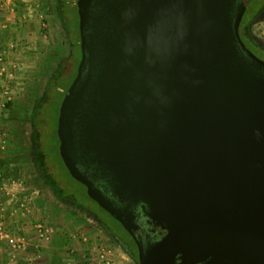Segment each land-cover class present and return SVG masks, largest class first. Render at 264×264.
Returning <instances> with one entry per match:
<instances>
[{
	"label": "water",
	"instance_id": "water-1",
	"mask_svg": "<svg viewBox=\"0 0 264 264\" xmlns=\"http://www.w3.org/2000/svg\"><path fill=\"white\" fill-rule=\"evenodd\" d=\"M250 1H78L60 155L139 264H264V62L238 34Z\"/></svg>",
	"mask_w": 264,
	"mask_h": 264
},
{
	"label": "crops",
	"instance_id": "crops-1",
	"mask_svg": "<svg viewBox=\"0 0 264 264\" xmlns=\"http://www.w3.org/2000/svg\"><path fill=\"white\" fill-rule=\"evenodd\" d=\"M46 2L0 0V226L26 242L22 251L0 243V264H37L44 260L48 248L43 244L48 234L41 239L36 226L42 224L47 233L53 230L40 192L25 176L29 171L22 148L12 143L15 136L24 134V128L13 125L23 117L7 107L10 103L16 106L26 95L31 100L32 87L50 68L53 54L61 50V36L51 31Z\"/></svg>",
	"mask_w": 264,
	"mask_h": 264
},
{
	"label": "rangeland",
	"instance_id": "rangeland-1",
	"mask_svg": "<svg viewBox=\"0 0 264 264\" xmlns=\"http://www.w3.org/2000/svg\"><path fill=\"white\" fill-rule=\"evenodd\" d=\"M46 4L51 20V31L53 35L61 36V40L62 38L65 40V45L61 47L59 52L53 54L52 63H50L52 67H47L48 69L45 70L44 76H41V80L39 82L37 80L38 85L35 88L32 87L35 90L31 100L29 98L27 100L26 95L25 98L21 97V100L23 98L24 100L16 103V106L12 103L7 106L11 110H17V116L23 117L22 119L17 118L16 123L14 122L13 125L24 128V134L15 136L12 143L22 148L20 152L23 155L24 163L27 165V171H29L26 172L25 176L28 177L27 180L30 186L40 192L46 206V216L51 220L53 229L48 232L49 241H46V245L43 244V247L48 248L45 251L47 253L44 254V257L46 256L45 261L42 260L37 264H43V262L44 264H105L98 258V251L102 249L112 251L113 264H137L128 252V246H125L124 242H121L109 232L94 215L83 211L81 207H83L86 198L79 195V190H83L82 186L75 184L73 185L74 190L72 188L69 192L66 191L67 187L65 186V192L62 194L59 191L60 194L58 195L56 184L52 181L56 180L55 183L58 184H60V181H66L68 178L66 171L54 170L53 179L48 175L49 173L41 169L43 156L52 164H54L53 162H60L57 156L59 146L55 122L59 116V103L62 101L61 92L52 91L50 102L42 110V116L47 118L48 122L47 124L44 123V127L41 128V146L38 142L39 130H36V124L33 121L37 114L36 107L47 99L46 85L48 86L58 79L61 89L64 90L74 78L75 63L73 54L75 52L71 45L76 39V33L69 25V21L74 20V15L65 13L66 16L59 17L56 11L57 0H47ZM246 27L255 42L264 46V8L254 16L249 26H244V28ZM63 57L66 58L61 61L60 58ZM59 61L62 62L61 66L58 64ZM49 69L52 71L55 69L56 73L46 76ZM35 109L36 111H34ZM39 149L43 152L42 154ZM66 193H69V196ZM70 193H73L74 196H71ZM24 243L26 245L25 241ZM38 248L41 250L42 247L39 246Z\"/></svg>",
	"mask_w": 264,
	"mask_h": 264
},
{
	"label": "trees",
	"instance_id": "trees-1",
	"mask_svg": "<svg viewBox=\"0 0 264 264\" xmlns=\"http://www.w3.org/2000/svg\"><path fill=\"white\" fill-rule=\"evenodd\" d=\"M77 3L78 0H57V15L61 18H63L64 16H66L65 13L69 14H73L74 15V20H70L69 21V25L70 28L72 30L75 31L76 33V39L74 40V42L72 43V47L74 50V63H75V68H74V78L71 80L70 84L67 86L66 89H61L60 86V81L58 79L54 80L53 82H51L48 86L46 85L47 88V99L45 101H43L41 103V105H37L36 109H37V114L34 118V124H36V130L38 131V142L39 145L41 146V128L44 127V123L47 124V118H45L44 116H42V110L44 109V107L50 102V97L52 95V91L54 92L55 90L60 91L61 92V99L62 101L59 103V110H58V115L60 113V108L61 105L63 103V100L66 97V94L69 90V87L71 86V84L73 83V81L75 80L77 73H78V66L79 63L82 59V52H81V46H80V30H79V16H78V11H77ZM249 8H251V10L249 12H247V16L245 14V16H243V18H240V23H238V34L240 37V40L244 46V48L250 52L257 60L264 62V46L262 44H259L257 42H255V40L252 38L251 34L246 30V28H244V26H249L251 20L254 18V16L256 14H258V12L264 8V0H251L249 2ZM70 8V9H69ZM242 17V16H241ZM76 27V28H75ZM65 45V40H63L62 38V47ZM66 57L60 58L61 61L63 59H65ZM59 61L58 64H62V62ZM61 66V65H60ZM50 71V72H49ZM48 74H46V76H50L51 73L55 74L56 70L54 69L53 71L49 69ZM59 73V70L57 71ZM60 75V74H59ZM59 75L57 76L59 78ZM56 77V78H57ZM51 93V94H50ZM36 102V99H35ZM36 109L34 111H36ZM59 117V116H58ZM58 117L56 118V128L58 127ZM57 138V137H56ZM58 141V146H60V141L57 138ZM40 153L42 154L43 152L41 151V149H39ZM58 160L60 162H53L54 164H52L51 162H48L47 158H45L44 156L42 157V163H41V169L44 170L46 173H49L48 175H50L53 178V173L54 170H59L61 172L62 171H66L67 174V180H63L60 181V184H58L57 182L55 183L56 180L52 181L54 184H56L57 187V193L58 195L60 194V192H65V186L67 187V190L69 192V190H71L73 188L74 190V186L73 185H80L83 187V190H79V195H82L83 197L86 198L85 203L83 204V207H81L83 209V211L85 213H90L92 215H94L100 223H102L108 230L109 232H111L115 237H117L118 240H120L121 242H124L127 246H128V252L130 253V255L132 256V258L137 262V264H139L140 262V252H139V246L137 243L136 238L134 237L133 234H131L128 230H126V228L124 227V225L118 220L116 219L112 214H110L99 202H97L96 200L92 199L91 197H89V195L87 194V188L86 185L82 182H80L78 179H76L70 172L68 166L66 165V163L64 162V159L62 158V156L60 155V150L58 148ZM51 163V165H50ZM54 167H56L57 169H55ZM58 171V172H59ZM54 179V178H53ZM60 191V192H59ZM69 196V193H66ZM71 196H74L73 193H70ZM87 202V204H86Z\"/></svg>",
	"mask_w": 264,
	"mask_h": 264
},
{
	"label": "built area",
	"instance_id": "built-area-1",
	"mask_svg": "<svg viewBox=\"0 0 264 264\" xmlns=\"http://www.w3.org/2000/svg\"><path fill=\"white\" fill-rule=\"evenodd\" d=\"M36 228L38 231V236L41 239H45L48 233L43 225L39 223L37 224ZM0 243H5L13 251H22L26 246L24 241L20 237L12 233L10 230L4 228L3 226H0ZM111 256V250L102 249L98 251V258L101 259V261L105 264H113Z\"/></svg>",
	"mask_w": 264,
	"mask_h": 264
},
{
	"label": "flooded vegetation",
	"instance_id": "flooded-vegetation-1",
	"mask_svg": "<svg viewBox=\"0 0 264 264\" xmlns=\"http://www.w3.org/2000/svg\"><path fill=\"white\" fill-rule=\"evenodd\" d=\"M249 4L250 3L247 4V6H246L241 18H243V16H245V14L247 16L249 14V13L247 14V12H249L251 10V8H253V7L249 8ZM239 23H240V21H239ZM141 225L143 226V228H145L146 231L151 232L152 234H157V233L161 232L159 229H153L152 225L147 223V219L144 216H141ZM125 246H127V245L125 244ZM211 264H219V263H217V262L214 263L213 262Z\"/></svg>",
	"mask_w": 264,
	"mask_h": 264
}]
</instances>
